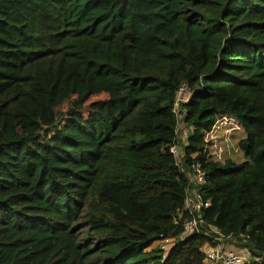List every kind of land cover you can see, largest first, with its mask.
<instances>
[{
	"label": "trees",
	"instance_id": "obj_1",
	"mask_svg": "<svg viewBox=\"0 0 264 264\" xmlns=\"http://www.w3.org/2000/svg\"><path fill=\"white\" fill-rule=\"evenodd\" d=\"M221 118L239 164L206 156ZM193 163L205 227L264 264V0H0V264H203V230L155 246Z\"/></svg>",
	"mask_w": 264,
	"mask_h": 264
},
{
	"label": "built area",
	"instance_id": "obj_2",
	"mask_svg": "<svg viewBox=\"0 0 264 264\" xmlns=\"http://www.w3.org/2000/svg\"><path fill=\"white\" fill-rule=\"evenodd\" d=\"M191 96V89L187 84H182L178 87L175 93V99L173 108L171 109V113L176 119L177 122V137L175 141L169 146L170 154L176 159V164L181 167V160L183 157V146L186 142L181 135L182 127H185L183 124L185 109L184 105L187 104ZM234 120H229L227 118H221L218 120L214 129L206 134L204 138V149L205 151H209L208 155L216 154L218 155L217 150H222L220 144L228 143L230 140L231 131L236 130L240 131V127L236 125L233 126ZM224 126H228L229 128L223 129ZM182 144V155H180L179 146ZM231 150H235L233 145H227ZM206 155V156H208ZM186 176L189 177L190 183H194V188H188L187 194L184 200V208L187 210V215L189 220L183 225L182 235L180 239L186 238L192 234H201L203 230V235L208 238V241L203 245L201 251L203 253L204 259L203 264H246L248 263V259L244 257L241 253L233 250L232 248H228L222 246V241L234 240L230 236L223 235L218 229L212 226L205 227L206 224L202 219V210L209 206V202H203L200 197L201 185L205 184V175L204 172L200 169V165L198 163H193L189 170L186 172ZM185 213V214H186ZM171 239L173 244L176 242L174 238H164L163 243L161 244L160 240L158 242L159 248L162 251L166 252L167 244L170 243Z\"/></svg>",
	"mask_w": 264,
	"mask_h": 264
},
{
	"label": "rangeland",
	"instance_id": "obj_3",
	"mask_svg": "<svg viewBox=\"0 0 264 264\" xmlns=\"http://www.w3.org/2000/svg\"><path fill=\"white\" fill-rule=\"evenodd\" d=\"M106 98H107V96L105 94H100V95L91 97L89 99L88 103L93 102V101H97V100H104ZM63 109L65 111L66 107H64ZM82 115L84 118L86 117V114L82 113ZM234 123H235V124H233L234 127H236V125L239 126V124L235 120H234ZM61 125H63L62 122H59L58 126H61ZM227 128H229V127L224 126L223 129H227ZM54 130H55L54 128L51 129L49 136L52 135ZM182 130L183 131L181 132V135L184 139H186V137L188 136V130L185 127H182ZM231 132L232 133L230 135V140H228V143L227 144H225V143L220 144V147L222 148V150H217L219 154L216 155V154L212 153V154L208 155L211 158H213L216 162L223 163L225 160L230 159L234 163L239 164V163L244 161V156H243L242 152L239 150L238 142L245 138V134H244L242 129L238 132L236 130H233ZM230 144L235 147V150H231L230 148L227 147V145H230ZM180 145H181V146H179L180 155H182V144H180ZM186 212H187V210L184 208L183 212L179 213L178 219H181L183 217V214H185ZM188 220H189V218L183 222L182 229H183V225ZM175 222L178 223V220L175 219ZM181 235H182V232L177 238L174 237V239H176V242L181 241V239H180ZM169 240H170V243L167 244L166 249H169L173 245V241L171 239H169ZM160 243L162 244L163 240L160 241ZM221 243H222V246L232 248L233 250L241 253L242 255H244V257H246L250 261V253L248 252V250L246 248L239 246L240 244L238 243L237 239L227 240L225 242L222 241ZM155 246H158V243H156ZM160 251H162L161 248H160Z\"/></svg>",
	"mask_w": 264,
	"mask_h": 264
}]
</instances>
